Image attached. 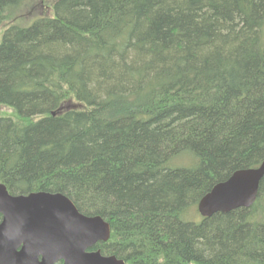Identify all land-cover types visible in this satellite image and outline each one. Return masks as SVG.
I'll list each match as a JSON object with an SVG mask.
<instances>
[{
  "label": "trees",
  "instance_id": "trees-1",
  "mask_svg": "<svg viewBox=\"0 0 264 264\" xmlns=\"http://www.w3.org/2000/svg\"><path fill=\"white\" fill-rule=\"evenodd\" d=\"M263 160L264 0H0V183L102 216L93 249L264 264V179L250 208L197 211Z\"/></svg>",
  "mask_w": 264,
  "mask_h": 264
},
{
  "label": "water",
  "instance_id": "water-1",
  "mask_svg": "<svg viewBox=\"0 0 264 264\" xmlns=\"http://www.w3.org/2000/svg\"><path fill=\"white\" fill-rule=\"evenodd\" d=\"M264 179V161L236 170L198 202L203 217L251 206ZM0 264H126L93 247L111 236L100 215H86L62 193L14 195L0 183Z\"/></svg>",
  "mask_w": 264,
  "mask_h": 264
},
{
  "label": "rangeland",
  "instance_id": "rangeland-1",
  "mask_svg": "<svg viewBox=\"0 0 264 264\" xmlns=\"http://www.w3.org/2000/svg\"><path fill=\"white\" fill-rule=\"evenodd\" d=\"M40 10H41V11H40ZM46 10H47V9H45V8H44V9L39 8L36 12H37V13H40V14H44ZM37 13H36V14H37ZM262 194H264V191H263ZM263 197H264V195H263ZM262 200H264V198H261V201H262ZM197 211H198V210H197ZM194 215H195V214H194ZM195 219H196V218H195ZM200 219H201V216L198 214L196 220L199 221Z\"/></svg>",
  "mask_w": 264,
  "mask_h": 264
},
{
  "label": "bare ground",
  "instance_id": "bare-ground-1",
  "mask_svg": "<svg viewBox=\"0 0 264 264\" xmlns=\"http://www.w3.org/2000/svg\"><path fill=\"white\" fill-rule=\"evenodd\" d=\"M263 161H264V160H263ZM263 161H262V162H263ZM225 181H226V180H225ZM225 181H223V182H225ZM220 183H222V182H220ZM218 184H219V183H218ZM216 185H217V184H216ZM216 185H215V186H216ZM215 186H214V187H215ZM214 187H213V188H214ZM213 188H212V189H213ZM212 189H211V190H212ZM211 190H210V191H211ZM210 191H209V192H210ZM209 192H208V193H209ZM259 193H260V192H259ZM255 202H256V201H255ZM255 202H254V203H255ZM254 203H253L251 206H253ZM251 206L246 207V208H250ZM240 208H241V207H240ZM244 208H245V207H244ZM237 209H238V208H237ZM197 210H198V207H197ZM234 210H235V209H234ZM198 212H199V210H198ZM199 214L202 216V214H201L200 212H199Z\"/></svg>",
  "mask_w": 264,
  "mask_h": 264
}]
</instances>
